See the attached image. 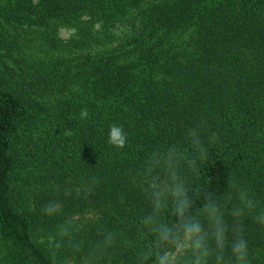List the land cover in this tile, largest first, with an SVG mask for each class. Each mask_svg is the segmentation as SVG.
<instances>
[{
  "label": "trees",
  "instance_id": "obj_1",
  "mask_svg": "<svg viewBox=\"0 0 264 264\" xmlns=\"http://www.w3.org/2000/svg\"><path fill=\"white\" fill-rule=\"evenodd\" d=\"M173 145L194 214L234 187L264 207V0H0V264H164L142 220ZM240 223L264 264V226Z\"/></svg>",
  "mask_w": 264,
  "mask_h": 264
},
{
  "label": "clouds",
  "instance_id": "obj_2",
  "mask_svg": "<svg viewBox=\"0 0 264 264\" xmlns=\"http://www.w3.org/2000/svg\"><path fill=\"white\" fill-rule=\"evenodd\" d=\"M87 116L85 109L81 117ZM190 134L195 137V133ZM108 136L111 144L125 146L127 135L122 127L111 126ZM195 146L199 159H206L207 150L203 145L196 141ZM182 158L179 147L173 145L150 162L149 175L160 169L166 173L167 179L160 182L157 177L150 182L147 193L151 211L144 216L143 225L157 234L159 241L173 245L181 254L182 264H250L249 242L240 221L251 214L255 223L264 226V207H260L248 191L234 187V191L229 192L225 199L239 203L230 210L215 197L209 196L202 212L194 214L190 179L179 167ZM189 169L197 172L195 160L189 164ZM169 209L180 219L179 225L169 226L162 220L161 217ZM226 215L233 218L231 225Z\"/></svg>",
  "mask_w": 264,
  "mask_h": 264
},
{
  "label": "rangeland",
  "instance_id": "obj_3",
  "mask_svg": "<svg viewBox=\"0 0 264 264\" xmlns=\"http://www.w3.org/2000/svg\"><path fill=\"white\" fill-rule=\"evenodd\" d=\"M74 32L72 30H61L60 32V38L63 41H68L72 38ZM34 43V42H33ZM29 47H31V49H34L33 45H30ZM181 256V254L176 251L175 253H173L172 255H170L167 260L164 262V264H173L177 261V259Z\"/></svg>",
  "mask_w": 264,
  "mask_h": 264
}]
</instances>
